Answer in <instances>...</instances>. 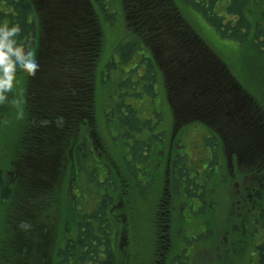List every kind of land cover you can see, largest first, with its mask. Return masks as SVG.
<instances>
[{
  "label": "rangeland",
  "instance_id": "obj_1",
  "mask_svg": "<svg viewBox=\"0 0 264 264\" xmlns=\"http://www.w3.org/2000/svg\"><path fill=\"white\" fill-rule=\"evenodd\" d=\"M1 1L3 2V0ZM80 1L62 0L63 4H71V8L69 9L70 16H68V10L63 11L59 9L57 13H54L52 10L56 7L51 8L47 5L42 8L40 18H38V40L37 43L35 42L38 47L37 49L40 50L41 48L42 50L45 46L47 47L48 42L45 39L48 35V20L51 18H60L63 21L66 17L67 20H75L77 16L82 15L80 11L74 8ZM226 4H228V0H222L218 4L217 9ZM249 4V10L252 12L248 13V17L253 22L264 25V0H259L258 2L251 1ZM167 6L168 1L164 3V9ZM130 8V5L123 6V1L114 0L108 8L107 13L103 12L102 26L100 27L104 33L102 41L100 42L102 48L99 51V55L92 69L95 73H93V80L95 81L93 94L95 97V115L97 114V116L93 115L97 120L95 124L97 133L95 132L93 140L95 156L97 162L100 164L99 169L101 173V176L98 175V177L103 179L109 175L112 182L116 181V183L113 182L118 187L116 190H112V188L106 186L102 189L104 193H113L112 206L122 207L121 201L125 202L128 206H132V211L126 217V226H123L124 221L121 219V216H116L118 225L115 228V233H118L117 235L115 234L116 239L114 241L117 264H150V262L156 259L160 261L156 264H161V260L171 259V256L174 254L181 253L180 250L183 243H187V240L191 241L190 235H194L198 228L205 231L206 238L202 241L203 244L200 249L194 248V251L191 250L193 251L192 259L205 264H219L222 260H227L226 264H230L231 259L238 257L236 264H246L244 262L245 257L251 250H254L253 243L260 242L259 238L261 235H264V199H262L260 204L256 205L258 207L257 210L253 209V211H248L247 209V212L244 211L245 199L248 200L247 205L252 207V201L249 200L248 195L254 196L255 191L252 190V187L249 188V183H253L252 177L259 174L258 167L264 168V164L257 163L258 161L264 162V155H255L253 156V161L256 162H248L251 160L249 157L251 143L248 144L246 149H241L239 146L233 148V145H226L227 142L224 140L223 135L221 136L219 133L209 129L211 127L210 125V127H206L202 120L197 118L189 121L184 127L182 126V129L179 128L180 130L176 133L175 138L180 141V145L176 141H170L173 128L176 127V120L179 119L173 112L175 108L172 103H176L177 107L178 103L185 104L186 109L182 107L185 111L188 110L187 103H198L196 106L200 108L204 104L208 105L211 103H213L212 106L214 108L215 103H221L217 100V94H221V92L218 93L217 90L208 92L203 81L210 77L214 78L216 80L215 82L223 79L219 77L218 71L214 68V62L223 61L228 64L232 72L231 75L233 76L234 74L243 85H241L239 90L238 88L233 89L230 83L222 86L224 98L233 100L232 103L230 102L231 100L227 101L223 106L228 108L231 105L236 106L238 102H242L244 108L241 113L245 115L247 113L245 108L248 104L245 98L251 101L249 104L250 108L252 103H254L253 97L250 96L251 94L264 103V59L253 50L252 46L222 36L206 18L201 16L185 1L181 4L183 10H181L182 16L185 22L191 25L203 39L202 43L197 46H190V48L193 47L194 49L195 47L198 48L197 50L204 49L203 56L197 55L198 52L195 51L194 56L189 57V60L185 59L187 60L185 62L182 58H174L175 56H172V54L166 52L161 54V50L155 49L154 44L146 42L141 34V29L137 27L136 21L132 17L128 18L131 12ZM234 18H237V16ZM129 33L139 35L142 46L138 52L131 56V58L133 57L131 60L124 61L121 60L115 48L119 42L131 38ZM141 54L144 57H150L155 66H157L158 72L153 83V89H150L149 80L144 79V77L138 80L137 85L130 82L131 87L124 85L120 88L121 81L119 80L123 77H129L127 79L135 80L139 76H143L144 72H146V61L140 62V67L134 68L136 69L135 71L132 68L134 62L141 59ZM111 58L114 59L115 65L108 67ZM164 63H171L169 67L176 73L177 85L182 84L177 90H174L178 98L176 102L171 98V93L169 92L167 74L165 73V70L168 68ZM102 71L104 72L102 73ZM25 78L26 83L25 80L23 83L20 81L24 79V75L14 80L21 87L20 90L22 89V97L20 96L16 100L11 99L10 103H8L9 106L6 109L8 114H6L4 121V128L8 133L5 136L6 142H2L0 145V170L2 171L0 178L8 182V184H13L17 176L25 178L26 181L29 180L31 182L33 180L22 176L20 173L19 175L13 176V172L15 171L13 167L14 161H12L14 154L12 148L9 146L8 140L9 134H15L18 133V130L20 131L19 121L21 125L23 117L25 118V123L28 121L26 116L29 103L28 96L30 97V89L37 86L38 80L32 79L31 75L30 77L25 75ZM192 80L195 81V84H189L190 86L186 84ZM14 88L17 89L18 86ZM201 93L206 94L203 95ZM242 95L244 96L243 98ZM199 96H203V99L207 100L204 103H200L199 100L202 98H199ZM120 100L126 104L129 103V105L135 106L138 111V118L141 120L151 119L153 123H157L155 118L158 113H161V129L166 133L164 136L165 144L163 147H160L162 151L161 158H154L155 164L152 175L155 177L156 182H154V186L144 187V192L145 194L148 192V196L143 195L141 198L138 193L136 194L134 191L128 190V184L123 180L127 176L123 155L133 140L132 137H124L122 133H118L114 125L115 122H113L114 114L111 109L109 110V104L121 103ZM4 104L7 106V103ZM192 107L194 108L195 105L189 106V109L195 113ZM205 109L208 110V108ZM229 113L230 111L227 114ZM117 114V117L119 116L120 118L119 120H122V118L124 120L125 116L122 117L121 112ZM105 116L114 124L107 123ZM212 117L213 115L210 116L209 114L207 118L211 120ZM186 122L184 121L183 123ZM116 124L118 125L117 122ZM122 126L119 125L120 128ZM240 127L242 126L238 122L233 124L230 129V135L228 137L225 136V139L228 141H231V139L238 140L240 137L239 134L242 132ZM149 132L150 130L146 128V130H142L134 136L138 138V135H140V138H144L148 134L149 137L152 131ZM205 134L209 136L217 134L223 142V148L221 149L220 161L212 167V170L207 172V185L205 189L206 202H204L206 207L203 210L204 212L201 211L200 216L203 217V220H200L192 216L189 217L191 205L195 203V207H197L199 204L196 203V199L194 201V199L187 198L185 188L179 182L181 178L173 174L174 159L168 164L167 158L169 149L172 148L173 154L177 155L179 153L178 156L180 157L185 155L188 165L192 164L194 169L198 168L201 170L203 165L209 164L207 162V152H211V148L204 143ZM249 134H253L251 127ZM111 135L113 138H111ZM262 139L263 141L261 143L257 142L258 145L264 143V131L256 136V140L261 141ZM3 145L6 146L7 153L6 149L1 150ZM181 145L183 147H179ZM242 153H245L249 159L244 156L238 159V156ZM229 158L230 165H228ZM210 166L211 164L207 169H211ZM57 167L59 173H61V166L57 165ZM26 170L29 171L28 168ZM56 170L57 168L55 166L54 174ZM70 172L71 169L62 175V177H65L64 184L62 185V193H67V195L58 198L59 202L57 205H51L50 203L48 204L52 206L50 208L44 202L41 206L40 203L35 206L37 201L31 197L28 198V195H26L25 199L21 198L23 204L26 202V206L31 207L30 210L35 211V215H30L28 212L27 214H23L25 213L24 207L23 212L17 213L16 218L13 219L12 213L3 214V220L0 219V238L1 236L3 237L2 243L5 246L0 247V264H8L5 259L10 256L11 250L15 246L19 248L27 239H29L30 243L28 252L27 250L26 252L22 250L16 254V257H13L17 264H26L28 262L32 264L33 262H37V257L34 253L37 250L45 254L43 257H45L46 263L44 261L42 264H50L49 259L54 256L61 232L70 234L71 237L75 236V230L73 228L76 226L75 219L78 215L75 214L73 218H69L68 210H70V213L77 210L78 206H80L79 203L82 204V202L86 201V196L83 199L80 196L78 197L81 192L76 184L77 182H75V176H72L73 173L71 174ZM55 176H57V173ZM260 178L262 177L260 176ZM260 181L263 180L261 179ZM26 187H29V185H26ZM137 198L140 200H137ZM88 201L90 206L92 201L90 198H87L86 202ZM176 201H181V204L177 208H172V204ZM4 202H0V205L4 204ZM38 202H41L40 199ZM162 202L164 205L162 204L163 206L159 208ZM16 206L19 205L17 204ZM10 208L12 210L11 205L7 206V209ZM86 209L89 210V208L82 209V214H88ZM158 209H162L163 211L159 216L162 218H158L162 226L160 238L163 242H157L159 235L156 223ZM169 209L171 210V214H169ZM187 216L189 218L188 222ZM165 217L167 220H165ZM250 222H254V224H250ZM245 232L247 235H245ZM39 234H44L45 236L43 235L38 238L37 236ZM256 235L257 237H255ZM5 240H7V244ZM180 243L182 245L177 248L176 246ZM258 251L255 249L251 254L254 259H257Z\"/></svg>",
  "mask_w": 264,
  "mask_h": 264
},
{
  "label": "trees",
  "instance_id": "obj_2",
  "mask_svg": "<svg viewBox=\"0 0 264 264\" xmlns=\"http://www.w3.org/2000/svg\"><path fill=\"white\" fill-rule=\"evenodd\" d=\"M91 1V7L87 0L79 4L78 11L82 15L77 16L70 23L65 22L62 25L60 18L53 19V30L50 29V26H47L48 35L45 39L48 42L47 47L45 46L42 50L40 47V50L37 49L38 47L36 46L39 35L38 18H40V9H42L41 3L38 0H3L4 3L0 2V23H7L10 26L18 25L20 27L21 33L18 44L30 50L36 58L38 57L39 63L36 75L32 76V79L38 80L37 86L30 89V97L28 96L29 103L26 110L28 121L25 123V118L23 117L21 125L19 121L20 131L18 130V133L15 134H9L8 139L9 146L12 148L14 154L12 161H14L13 167L15 171L13 172V176L20 173L22 176L33 180L30 182L29 180L26 181L23 177L17 176L13 184H8V182L0 178V202L5 201L4 204L0 205V219L3 220V214L9 213H12V219L16 218L17 213L23 212V207L25 210L23 214H27L28 212L30 215H35V211L30 210L31 207L26 206V202L23 204L21 198L25 199L26 195H28V198L31 197L37 201L35 206L39 203L41 206L44 202L47 205L50 203L51 205H57L59 202L58 198L67 195V193H62V185L65 179L62 175L70 169V173H73L72 176H75V180L78 182L76 184L81 192L79 195L81 199L86 196V201L87 198H90L91 201H96V207L91 214H82L83 210L80 207L71 213L68 210L69 218H73L75 214L78 215L75 219L76 226L73 228L75 236L71 237L70 234L61 232L57 248L55 247L54 256L49 259L50 264H117L115 251H113L112 245L109 244V240L114 237V232H112L114 229L113 225H117L116 220L112 218L113 215L110 214L114 196L111 192L104 193L102 189L106 186L112 188V190H116L118 187L115 185L116 181H113L115 182L113 183L109 175L103 179L98 177V175L101 176V173L99 169L100 164L97 162L95 156L93 140L95 132L97 133L95 129L97 122L95 116L97 114L95 115V97L93 94L95 81L93 80L94 72L92 70L99 51L102 48L100 43L104 34L100 28L102 26V15L103 12L107 13L108 8L114 0ZM122 1L123 6L130 5L131 12L128 18L132 17L136 21L137 27L141 29V34L146 42L157 43L164 41L166 45L165 50H168V52L176 53L182 51L178 43L181 39L183 40L186 37L185 40L192 41L194 37L199 36L193 27L183 19L181 4L185 1L201 16L206 18L222 36L252 46L253 50L264 59V25L255 23L248 17V13L252 12L248 6L250 0H230L228 4L218 9L217 6L222 0ZM166 1H168V6L164 9L163 5ZM149 3L150 5H148ZM69 9H65L64 7L62 10H68L69 12ZM70 15L71 13L69 12L68 16ZM235 16L237 18H234ZM65 20H67V17ZM129 35L131 38L119 42L115 48L121 60L124 61L131 60L133 58L131 56L138 52L142 46L139 35L135 33H129ZM169 44L172 46H169ZM194 53L193 47L190 48L186 59L191 57L190 54ZM216 53L218 54V52ZM199 54L203 56L202 52L197 55ZM141 56V59L134 62L132 68L135 71L136 69L134 68L140 67V62L146 61V72L135 80L123 77L119 80L121 81L120 88L124 85L131 87V83L137 85L138 80L144 77V79L149 80L150 89H153V83L158 72L157 66H155L150 57H144L143 54ZM112 58L108 67L115 65ZM223 63L229 68L226 62ZM21 75H24V79L20 80L21 83L24 80L26 83L25 75H28V77L30 75L19 70L16 73L15 79ZM229 75L228 73L227 76ZM236 80L238 79L236 78ZM215 81L212 77L203 81L208 92L211 90H217L218 93L221 90L222 92V86L226 82H222L221 80ZM193 84L195 82L190 83V85ZM17 86V89H13V87ZM13 87L7 93V99L4 102L7 103V106L4 103H0V145L2 142H6L5 136L8 133L4 128V121L6 114H8L6 111L9 106L8 103H10L11 99L16 100L18 97H22L21 87L15 82L13 83ZM250 96L254 99L251 108L252 121L250 122H246L243 119V115L237 106H230L228 108L223 106L227 101V99H224V94H217V100L221 103L216 104L215 108H208L207 112L210 116L213 115L211 120L209 118L202 119L206 127L211 126L209 129L219 133L221 136L223 135L224 140L227 142L226 145H233V148L239 146L241 149H246L248 144L252 143L250 142L251 138L255 139L257 134L264 131V103L256 96L252 94ZM199 98H202L199 100L200 103H204L207 100L203 99V96H199ZM120 102L109 104V110L111 109L114 114L113 122L115 124L108 120L106 116L105 120L109 124H114L119 134L122 133L124 137H132L133 142L130 143L125 152L124 163L126 164L127 176L123 180L128 184V190L140 194L141 191L144 192L145 186H154V182H156L155 177L152 175L155 164L154 158L159 159L162 154L160 147H163L165 144L164 136L166 133L161 129V113H158L155 118L157 123H153L151 119L141 120L138 118V111L135 106L129 105V103L126 104L121 100ZM219 104L222 106L220 107ZM206 107L210 106L205 104ZM198 108L202 113L204 112V115L206 114L202 108ZM229 111L230 113L227 114ZM119 112L122 113V117L125 116L124 120L123 118L119 120V116L117 117V113ZM236 122L242 126L240 127L242 131L239 134L240 137L238 136V140L231 139V141H228L225 139V136L228 137L230 135V129ZM23 123L25 124L23 125ZM119 125H123L122 128ZM250 127L253 130L252 135L249 134ZM146 128L152 131L149 137L148 134L144 138H140V135H138V138L134 136L142 130H146ZM13 135L15 136L13 137ZM204 143L211 148V159L209 161L211 169L208 168V172L220 161L223 142L217 134L214 136L205 134ZM261 147L262 145L250 144V155L251 153L264 155V151H256ZM5 149L6 146L3 145L1 150ZM7 152L8 150L6 149ZM242 154L246 157L245 153ZM246 158L248 159V157ZM175 163L177 166L182 167L177 168V176L179 177V172L186 177V171H190L187 157H179L176 162H173V166ZM257 163L263 164L264 162L258 161ZM57 165L61 166V173H59ZM45 166L48 168L45 182H43L40 178V169ZM55 166L57 170L54 174ZM27 168L30 170L27 171ZM173 169L175 170V167ZM258 170L262 177L264 168L258 167ZM1 173L2 171L0 170ZM56 173L57 176H55ZM138 175H140V178H138ZM26 185H29V187H26ZM204 185L206 189L207 181ZM186 189L189 198L194 199L192 189L189 186ZM256 190H260L258 196L261 199L264 188L260 185V189L256 187ZM38 198L41 202H38ZM247 203L248 200L245 199V212H247V209L248 211L258 209V207H249ZM17 204L19 206H16ZM10 205L12 206V210L11 208L7 209V206ZM87 211L89 212V210ZM93 218L98 222V225L94 224ZM123 226H126L125 222H123ZM96 229H98L99 233H103V237L96 233ZM0 241V247L5 246L2 243V236ZM5 242L6 244L8 243L7 240ZM4 250L6 249L4 248ZM22 250L26 252L27 248L21 245L19 248L15 246L11 250L10 256L5 259L6 262L8 264H17L13 257H16V254ZM104 252L107 254L106 256H103Z\"/></svg>",
  "mask_w": 264,
  "mask_h": 264
},
{
  "label": "flooded vegetation",
  "instance_id": "obj_3",
  "mask_svg": "<svg viewBox=\"0 0 264 264\" xmlns=\"http://www.w3.org/2000/svg\"><path fill=\"white\" fill-rule=\"evenodd\" d=\"M251 1L258 2L259 0H250V2ZM229 2H230V0H228V3ZM171 4H172V2H171ZM148 5H150V3ZM184 41H186V40H184ZM162 53L163 52H161V54ZM171 88H173V85H171ZM170 91H171V89H170ZM172 104H173V107L175 108V109H173V112L176 114L177 117H179V119L176 121V124H175L176 127L173 128V132H172L170 141H172V140H173V142L176 141V142H178V145H180V141H178L175 138L176 133L179 131L178 128H179V125H180V121L183 123L184 121H186L188 119H191V118L196 117L197 114L191 115L192 114L191 111H190L191 114L189 112H187L189 110H186L185 111L184 110V109H186L185 104L178 103V107L176 106V103H172ZM187 104H190V103H187ZM199 116H202L203 117L202 114H199ZM179 147H183V146L181 145ZM179 149H181V148H179ZM178 155H179V153H177V155L176 154H173L172 153V148H170L169 149V152H168V158H167L168 164L173 159L176 162V160L180 157ZM124 157H125V154L123 155V158ZM207 157H208V159H207L208 161L207 162H209L210 159H211V156H210L209 153L207 154ZM250 158H251L250 162H255V161H253V159H254L253 158V154L251 155ZM200 159H202V157H200ZM129 161H131V160H129ZM197 164H196V167H197ZM209 165H210V162H209L208 165L207 164L205 166L203 165L201 170L198 169V168H195L194 169V167H193L192 164L188 165V168H189L190 171L189 172L186 171V177H184L183 175H181L178 172V174H179V177L178 178H181V180L179 182L185 188L186 196L189 198V194H188L187 189H186L189 186L192 189V193H193V196H194L193 198L196 199L197 200L196 203L199 204L197 207H195V203L191 205V208H190V211H189V217L192 216L194 218H199L200 220H203V217L200 216L201 211L204 212L203 210L206 207L205 204H204V202H206V195H205V188H204L205 185L204 184L206 183L207 167ZM228 165H230V158H229ZM174 167H175V170L173 169V174H175L177 176V168L178 167L179 168H182V167L181 166H177L176 163L174 164ZM258 172H259V170H258ZM46 173H47L46 166L45 167H41V169H40V178H41V181H43V182H45V175H46ZM138 178H140V175H138ZM252 178H253V181L254 182L253 183H251V182L249 183V188L252 187V190L255 191V195L254 196H252V195L249 196L248 195V197H249V200L252 201V208H257L256 205L260 204L261 201H262V199H264V191H263V197L260 199L259 196H258V193H259L260 190H256V187H258L260 189V185H261L264 188V174L262 175V178H260V173L258 175L253 176ZM261 179L263 181H260ZM75 182H77V180H75ZM143 195L148 196V192H146V194H145V192H142L141 191L140 194H139V197L141 198V197H143ZM137 200H140V199L137 198ZM88 203H89V201L88 202H82V204L79 203L80 206H78V207H80L82 209L83 208H89V212L88 213L91 214L93 212V210L95 209V207H96V201L95 202L92 201V203H91L90 206H89ZM121 203H122V207H116L114 205V206H112L113 208L111 207V209H110V214L113 215L112 218H114L116 220L117 225H118V219L116 218L117 215L118 216H121V219H123V221L126 223V221H127V218L126 217L132 211V209H131L132 206L126 205L125 202H123V201H121ZM162 204H163V202L161 203V205L159 206V208L164 205V204L163 205ZM180 204H181V201H176L174 204H172L173 205L172 208H177L178 205H180ZM83 206H85V207H83ZM160 213H163L162 209L161 210L158 209V214H157V217H156L157 218V221H158V222L156 221V223H157L158 230H159V235L157 237V240H158L157 242H163V241H161V238H160L161 237V232H162V226H161V224L159 223V220H158V218H162V217H159L160 216ZM164 214H166V213H164ZM169 214H171V210L170 209H169ZM114 215H115V217H114ZM165 220H167L166 217H165ZM92 221L94 222V224L98 225V222L95 220V218H93ZM188 221H189V218L187 216V222ZM250 224H254V222H250ZM117 225H115V224L113 225V227H114V229L112 231V232H114L113 233V236H115V234L117 235V233H118V232L115 233V227ZM96 233L98 235H100V236L103 237V233L102 234L99 233L98 232V229H96ZM43 235L44 234H39L37 237L40 238ZM188 235H190V233H188ZM245 235H247L246 232H245ZM255 237H257V235ZM190 238H191L190 239L191 241L187 240V243H183V246H182V248L180 250V252L182 254L181 253H176V254H174L172 256L171 259L161 260V264H205V263H203L201 261L197 262V261H195V259H192L191 258L192 252L194 251L193 249L194 248H197V249H200L201 248V245L203 244L202 241H204L205 238H206L205 231L201 230V228H198L196 230V233L194 235H190ZM115 239H116V236L115 237H112L111 240H109V244L112 245L113 251H115V243H114V240ZM259 239H260L259 240L260 242L253 243L254 250L257 249V250L260 251V252L259 251L257 252V254H258L257 259H254L252 257L251 254H252V252L254 250H251L250 253L247 254L246 257H245V261L244 262L246 264H264V235H261V237ZM181 245L182 244L180 243L176 247L178 248ZM21 246L22 247L23 246L26 247L27 248V252H28V248L30 247L29 239H27L26 242L24 241L21 244ZM191 250H193V251H191ZM34 253H35L36 257H37V262H33L32 264H42L45 261V257H43V255H45V254L44 253H41L39 250H37V252H34ZM106 255L107 254L104 252L103 256H106ZM237 258L238 257L231 259L230 260V264H236V262L238 261ZM157 262H160V261H158L156 259V260L150 262V264H156ZM226 262H227V260H222L219 264H226ZM45 263H46V261H45ZM26 264H30V263L28 262Z\"/></svg>",
  "mask_w": 264,
  "mask_h": 264
},
{
  "label": "clouds",
  "instance_id": "obj_4",
  "mask_svg": "<svg viewBox=\"0 0 264 264\" xmlns=\"http://www.w3.org/2000/svg\"><path fill=\"white\" fill-rule=\"evenodd\" d=\"M20 33L18 25L0 23V103L12 90L17 71L35 76L39 68L35 55L18 44Z\"/></svg>",
  "mask_w": 264,
  "mask_h": 264
},
{
  "label": "bare ground",
  "instance_id": "obj_5",
  "mask_svg": "<svg viewBox=\"0 0 264 264\" xmlns=\"http://www.w3.org/2000/svg\"><path fill=\"white\" fill-rule=\"evenodd\" d=\"M222 141V140H221ZM183 240V239H182Z\"/></svg>",
  "mask_w": 264,
  "mask_h": 264
}]
</instances>
